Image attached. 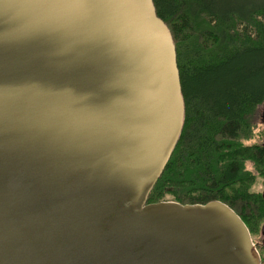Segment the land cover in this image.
<instances>
[{"label":"water","instance_id":"obj_1","mask_svg":"<svg viewBox=\"0 0 264 264\" xmlns=\"http://www.w3.org/2000/svg\"><path fill=\"white\" fill-rule=\"evenodd\" d=\"M184 111L153 0H0V264H264L226 204L146 202Z\"/></svg>","mask_w":264,"mask_h":264},{"label":"trees","instance_id":"obj_2","mask_svg":"<svg viewBox=\"0 0 264 264\" xmlns=\"http://www.w3.org/2000/svg\"><path fill=\"white\" fill-rule=\"evenodd\" d=\"M153 3L173 38L185 111L146 202L218 200L240 217L251 240L258 232L264 241V138L245 142L264 103V0Z\"/></svg>","mask_w":264,"mask_h":264},{"label":"rangeland","instance_id":"obj_3","mask_svg":"<svg viewBox=\"0 0 264 264\" xmlns=\"http://www.w3.org/2000/svg\"><path fill=\"white\" fill-rule=\"evenodd\" d=\"M255 124H254V128L252 131V138L246 140L245 142L247 143H253V142H262L263 140V134H262V129H263V123H264V103H262L261 105L258 106L257 108V112L255 115ZM251 165V161H246ZM252 168V165H251ZM252 172H254L253 170H251ZM262 185L260 183L257 184V188L261 189ZM264 188V187H263ZM256 236L254 237V240H252L257 248V251L260 255L261 258H264V241L260 240L261 236H259V233L256 232L255 234Z\"/></svg>","mask_w":264,"mask_h":264},{"label":"clouds","instance_id":"obj_4","mask_svg":"<svg viewBox=\"0 0 264 264\" xmlns=\"http://www.w3.org/2000/svg\"><path fill=\"white\" fill-rule=\"evenodd\" d=\"M245 170H252L251 165L248 162H245Z\"/></svg>","mask_w":264,"mask_h":264}]
</instances>
